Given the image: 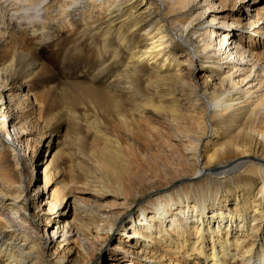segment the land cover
<instances>
[{
  "label": "bare ground",
  "instance_id": "bare-ground-1",
  "mask_svg": "<svg viewBox=\"0 0 264 264\" xmlns=\"http://www.w3.org/2000/svg\"><path fill=\"white\" fill-rule=\"evenodd\" d=\"M194 1L60 0L57 15L51 13L52 7L45 0L0 1V18L8 17L16 27L24 25V30H30L34 35L36 25L45 31L49 23L58 20L66 22L73 31H79L80 28L73 27L70 21L71 12L76 8L83 22L82 33L101 35L103 47H106L111 35L115 36L127 50L125 66L122 72H118V77L120 75L123 79L136 82L144 70L151 69L147 83L164 93L167 90L173 100H176L175 97L185 100L189 96L185 99L178 96L176 85L184 90L195 85L192 87L196 103L192 109L199 110H194L190 116L194 121L196 119L204 133H207L208 121L211 132V138L204 142V135H194L191 124L187 129L185 126L179 129L177 120L180 117L175 107L178 100L176 103L171 100L165 111L174 123V135L168 129L145 123L142 127L121 126L118 140L115 136L100 133L102 145L98 151L101 157L105 160L112 157L119 159L121 165L110 169L113 184L101 183L99 187L95 184L90 192L98 197L111 193L122 199L120 206L112 211H103L97 208L94 201L71 195L74 193L68 191L70 185L66 188L65 184L59 191L48 192L46 189H49V182L55 173L49 164L44 168L43 186L31 190V195L38 200L37 204L28 193L21 197L24 190H17L20 185L4 177L0 183V264H81L84 254L80 244L86 242L94 250L96 241L104 238L118 217L136 202L137 194L146 195V199L137 205V222L135 220L128 227L131 234L126 236V241L118 240V247L131 254L138 263L264 264V68L253 53H246V49L236 46L232 34L224 35L222 25L227 20L223 17L218 21L213 14L209 20H200L206 12L202 11L194 18L183 16L169 21L168 12L178 11L179 15ZM203 2L206 3L205 10L217 5L212 0ZM165 6L170 9L162 13L168 9ZM234 22L241 27L242 20ZM173 26L178 27H175L176 31ZM134 35L138 39L130 38ZM182 37L190 42L193 54L182 47L183 52L176 51V42ZM116 50L113 58L119 61V51ZM202 53L206 55L199 56L200 72L193 78V59ZM12 69V62L1 67L0 77L9 76ZM12 101V94L6 92V86H2L0 129L11 127L15 140L20 143L15 130L20 129L21 132L22 128L17 126L9 112L14 104ZM146 105L164 111V108L151 102ZM239 122H243V129L239 130L237 138L224 141L221 134ZM51 135L50 132L46 138ZM121 136L127 139L123 140L124 143L120 140ZM173 136L182 138V150L178 142L179 146L172 141ZM24 144L28 146L27 142ZM124 167H128L127 170ZM189 172L192 174L187 178L189 182L175 183L178 180L176 177L182 179ZM20 184L22 186V182ZM4 186L8 191L15 188L12 197L2 194ZM88 188V184H83L81 190H77L87 191ZM8 198L12 202H7ZM27 200L32 208L39 209L37 212L33 209L29 218L26 215ZM42 203L48 206L45 214L40 212ZM7 209H10L11 217ZM42 220L45 226L51 224L53 235L59 233L56 238L61 237L59 240L53 239V235L49 237L53 239L52 250L47 253L42 237L37 236L38 231L32 233L28 226ZM100 230H104L105 234L99 233ZM71 234L75 235L73 239Z\"/></svg>",
  "mask_w": 264,
  "mask_h": 264
},
{
  "label": "rangeland",
  "instance_id": "rangeland-1",
  "mask_svg": "<svg viewBox=\"0 0 264 264\" xmlns=\"http://www.w3.org/2000/svg\"><path fill=\"white\" fill-rule=\"evenodd\" d=\"M59 1L45 0V3L49 2L48 5L52 7L50 11L53 15H57ZM212 1L217 4L215 9L212 7L213 9L210 8L207 11L205 10L206 3L203 0H195L179 15L177 14L178 11L168 12V19L169 21L171 19L178 20L183 16L194 18L202 11L206 12L200 16V20H209V16L211 17L213 14H216L218 21L223 18L226 19L228 24L222 25L224 35L232 34V40L236 46L246 49V53H253L258 59L259 65L264 68V0ZM165 9L167 10L162 11V13L169 11L170 8L165 6ZM75 10L76 8L71 12L70 21L73 27L77 26L81 29L83 22L80 19L79 11ZM41 13L43 15V11ZM238 19L242 20L241 27L237 25V22H234ZM231 21L233 23H230ZM245 22H248L247 25ZM21 27L18 28L14 22H9L8 17L3 20L0 18V68L13 63V69L9 76L0 77V88L6 86V92L12 94L14 104L10 103L13 105H11L9 112L17 126L22 128L21 132L20 129L15 130L19 141H21V146L15 140L14 130L11 127L4 126L0 129V183L4 177H9L20 185V187L16 186L18 191L24 190L21 197L27 193L31 195L33 188L43 186L44 168L49 164L51 171L55 173L49 182V189H46L48 192L59 191L66 184V188L69 187L68 185L71 186V189L68 190L74 193L71 195L83 197L85 201H94L99 209L105 211L117 209L122 199L116 198L111 193L98 197L91 195L90 192V189L94 190L93 185L95 184L98 187L101 183L113 184L114 178L110 169L115 168L114 165H121L119 159L108 157L110 161L101 157L98 151L102 145L99 135L104 133L112 137L115 136L114 138L117 139V134H120L119 132L122 130L121 126L142 127L144 123V125L149 124L160 129H168L171 131V135H174V129H172L174 123L165 111L173 100L172 96L167 93V90L164 93V91L156 90L157 88L147 83V79L152 74L151 69L144 70L136 82L123 79L120 75L118 77V74L124 69V55L127 50L119 44L115 36L111 35L108 38L107 45L103 49L101 35L85 34L80 29L73 31L71 26L60 20L49 23L45 31L36 25L37 32L35 35L30 30H24V25ZM175 27L178 28L173 26L174 31H176ZM130 38H133L132 40L138 39L136 35L130 36ZM176 43L178 44L176 51L183 52L182 47V49L186 48L193 54L190 42L185 41L183 37ZM116 49L119 51L117 53L119 61H114L113 58ZM204 54H198L193 59V78L200 72L198 59L199 56L204 57L206 55ZM208 64L210 63L208 62ZM191 82L194 84L193 81ZM192 86L184 90L176 85L175 90H179V92L177 91L178 96L186 98L189 95L186 99L191 98L188 102L185 98V100H178L175 97L176 100H173L175 103L178 100L177 105H175L178 108L176 113L180 117L177 120L178 128L182 129L185 126L187 129L191 124L194 135L202 136L203 134L202 139L205 142L211 138V132L208 121H206L207 133H204L203 130L199 129L196 119L194 121L191 117L193 111L196 110L192 109L196 103L195 89ZM90 90L92 93H89ZM182 92H184V96H181ZM147 102L164 108V111L155 110L146 105ZM200 109L202 112L204 111L203 108ZM191 119L193 120L191 121ZM187 122L188 125H186ZM180 126L182 127L180 128ZM242 127L243 122L230 127L225 134H221L224 136L223 140L237 138L239 130L243 129ZM50 132L52 133L51 137L46 138ZM5 138L8 140L5 141ZM180 139L182 140V138L173 136L172 141L178 142L182 150L183 144H181ZM120 140L123 142L127 139L121 136ZM26 142L28 146L24 144ZM4 143L5 146L2 147L1 145ZM48 152L50 154L46 156ZM125 153L126 151H124ZM199 153H201V149ZM149 165L153 166V164ZM191 176L192 174L189 172L183 176L185 178L176 177L175 179L178 180L175 183L189 182L187 178ZM83 184H88L90 188L87 191H78L81 190ZM4 188L5 186L2 187V194L5 193L6 197H12L11 193L15 188L14 190L11 188L9 191L8 188H5L6 191ZM2 194L1 196L4 195ZM142 195L137 194L136 202L118 217L112 226V230H108L104 238L96 241L94 250L86 242L80 244L81 247L79 248L84 254L81 264H111L110 262H114V264H140L131 254L124 253L118 247V240L126 241L128 239L126 236L131 234V229L128 227L132 223L134 224L139 213L137 205L144 203L146 199V195ZM70 196L68 197L71 199ZM30 197L36 204L38 203L33 195ZM8 199L5 200L12 202L11 198ZM41 206L40 212L47 213L48 206L44 203ZM33 209L36 212L39 210L32 208L30 201L27 200L28 212L26 211V215L28 218ZM7 210H9L11 217L10 209ZM15 215L18 214L15 213ZM28 226H30L29 231L32 233L38 231L37 236L42 237L41 240L44 241L43 248L46 253L52 250L53 239L59 240L61 238H56L59 233L53 235L51 233L53 227L51 224L45 226L43 220L36 221V223L32 222ZM102 231L100 230L99 233L105 234V231ZM52 235L53 239H49ZM74 236L71 234L72 239ZM90 252H93L94 255L90 256Z\"/></svg>",
  "mask_w": 264,
  "mask_h": 264
},
{
  "label": "clouds",
  "instance_id": "clouds-1",
  "mask_svg": "<svg viewBox=\"0 0 264 264\" xmlns=\"http://www.w3.org/2000/svg\"><path fill=\"white\" fill-rule=\"evenodd\" d=\"M27 14V13H26Z\"/></svg>",
  "mask_w": 264,
  "mask_h": 264
}]
</instances>
